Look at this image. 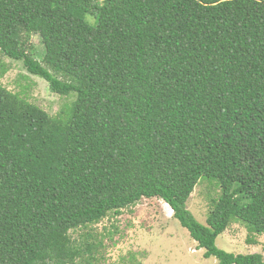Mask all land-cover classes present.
Masks as SVG:
<instances>
[{"label":"trees","instance_id":"1","mask_svg":"<svg viewBox=\"0 0 264 264\" xmlns=\"http://www.w3.org/2000/svg\"><path fill=\"white\" fill-rule=\"evenodd\" d=\"M6 59L75 100L52 117L0 85V264H93L72 232L143 200L205 259L264 264L217 246L233 223L264 236V1L0 0V76Z\"/></svg>","mask_w":264,"mask_h":264},{"label":"rangeland","instance_id":"2","mask_svg":"<svg viewBox=\"0 0 264 264\" xmlns=\"http://www.w3.org/2000/svg\"><path fill=\"white\" fill-rule=\"evenodd\" d=\"M29 44L34 46L41 60L45 52L40 37L32 36ZM5 61L8 72L0 76V85L50 116H57L75 100V97L52 94L48 84L30 75L22 62ZM220 194L219 188L206 179L195 188L188 208L200 223H207L212 201ZM87 236L96 247L93 264H218L214 258H204L205 251L198 250V244L161 200H143L120 215L111 213L97 225L72 232L77 243L84 242ZM217 246L236 255L261 254L264 257V236L251 234L241 223H233L219 237Z\"/></svg>","mask_w":264,"mask_h":264},{"label":"bare ground","instance_id":"3","mask_svg":"<svg viewBox=\"0 0 264 264\" xmlns=\"http://www.w3.org/2000/svg\"><path fill=\"white\" fill-rule=\"evenodd\" d=\"M168 206V205H167ZM170 211H171V213L173 214V211H172V209L170 208ZM172 217V216H171Z\"/></svg>","mask_w":264,"mask_h":264}]
</instances>
